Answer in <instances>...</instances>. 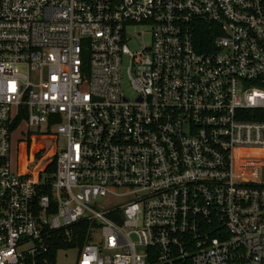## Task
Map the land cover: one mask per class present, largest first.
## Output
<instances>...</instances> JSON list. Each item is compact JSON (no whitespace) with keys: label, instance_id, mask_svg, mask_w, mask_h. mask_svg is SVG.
<instances>
[{"label":"built area","instance_id":"1","mask_svg":"<svg viewBox=\"0 0 264 264\" xmlns=\"http://www.w3.org/2000/svg\"><path fill=\"white\" fill-rule=\"evenodd\" d=\"M260 111L264 0H0V264H264Z\"/></svg>","mask_w":264,"mask_h":264},{"label":"rangeland","instance_id":"2","mask_svg":"<svg viewBox=\"0 0 264 264\" xmlns=\"http://www.w3.org/2000/svg\"><path fill=\"white\" fill-rule=\"evenodd\" d=\"M144 31L146 30H142L139 27H131L127 30V36L129 38L127 46L131 52H136L141 46L148 44L149 35ZM125 93L131 97V92L128 89ZM32 131L30 139L27 140L25 125L21 124L11 135V162L14 170L19 174L25 175L27 163L32 161L37 154L45 150V137L47 134H45L44 125L40 127V130L34 129ZM63 144L64 142L59 139L57 146L61 147ZM54 153V148L47 151L48 156H52ZM38 164H42V162ZM43 167L44 165L39 168V170H34L29 174V178L32 182L37 183L39 179L44 178V173L40 171ZM75 256L76 252L69 251L65 258L59 260V263L69 264L75 259Z\"/></svg>","mask_w":264,"mask_h":264},{"label":"trees","instance_id":"3","mask_svg":"<svg viewBox=\"0 0 264 264\" xmlns=\"http://www.w3.org/2000/svg\"><path fill=\"white\" fill-rule=\"evenodd\" d=\"M247 119L248 120H258V121L264 122V111L253 112V113L247 114ZM48 150H49V144L45 146V150L43 152L37 154L32 161L27 163V167H26V174L27 175H29L34 170H39L38 162H39L40 158L44 157L47 154ZM54 170H55L54 162H48L46 167L44 168V173L48 177H51L54 173Z\"/></svg>","mask_w":264,"mask_h":264}]
</instances>
